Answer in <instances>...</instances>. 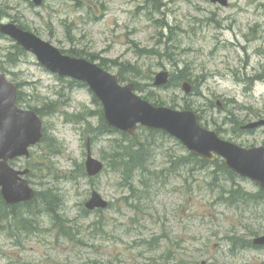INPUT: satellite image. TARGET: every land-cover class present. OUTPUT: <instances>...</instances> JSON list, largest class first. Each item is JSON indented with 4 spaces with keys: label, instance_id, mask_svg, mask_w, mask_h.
<instances>
[{
    "label": "rangeland",
    "instance_id": "374dc122",
    "mask_svg": "<svg viewBox=\"0 0 264 264\" xmlns=\"http://www.w3.org/2000/svg\"><path fill=\"white\" fill-rule=\"evenodd\" d=\"M77 4L46 0L35 7L28 0H0V18L64 51L107 60L112 73L126 77L125 84L139 86L138 95L197 111L202 126L219 130L226 140L247 148L264 145V129L240 130L264 117V0H230L228 8L208 0ZM15 46L0 38V73L7 71L21 85L28 104L59 103L43 118L47 136L57 141L55 152L47 142L34 149L29 164H16L29 166L35 189L56 194L60 219L46 207L33 206L39 212L17 207L12 228H0V264H264V248L245 250L231 242L235 235L244 241L264 236V198L256 185L217 173L221 164L203 168L169 136H149L144 160L136 154L122 162L129 143L119 135L91 134L100 112L88 89L70 88L32 55L20 58ZM8 58L20 60L11 66ZM162 71L171 77L167 87L154 85ZM184 82L193 87L189 95ZM88 140L93 156L105 163L93 179L85 172ZM129 162L142 164L134 170L141 177L133 186L120 165ZM162 170L166 180L156 185ZM238 188L256 202L219 201L223 190ZM93 191L110 203L108 210L85 211ZM68 227L71 236L65 234Z\"/></svg>",
    "mask_w": 264,
    "mask_h": 264
},
{
    "label": "water",
    "instance_id": "95a60500",
    "mask_svg": "<svg viewBox=\"0 0 264 264\" xmlns=\"http://www.w3.org/2000/svg\"><path fill=\"white\" fill-rule=\"evenodd\" d=\"M211 1L222 6L228 5V0ZM34 2L41 4V0ZM0 33L10 36L26 51L36 55L48 70L62 77L86 82L102 102L104 118L109 126L131 135H134L139 124L164 130L179 139L193 155L210 162L215 160V156L221 157L228 169L243 178H249L264 190V147L247 149L225 141L216 131L203 128L193 111L154 106L135 94L133 84L121 86L119 76H112L84 59L66 56L50 43L14 24L5 25L0 22ZM167 82V72L157 75V86ZM184 90L186 93L191 92L188 83L184 84ZM17 94V87L4 74H0V190L11 205L32 200L35 192L23 178L29 170L19 171L11 167L9 161L28 158L30 148L43 138L41 118L34 111L20 109L16 105ZM259 126H264V119L247 128ZM103 167V163L93 158L88 148L87 173L96 176ZM107 206L108 203L96 191L86 205L89 210L105 209ZM254 244L264 246V236L256 238Z\"/></svg>",
    "mask_w": 264,
    "mask_h": 264
},
{
    "label": "trees",
    "instance_id": "16d2710c",
    "mask_svg": "<svg viewBox=\"0 0 264 264\" xmlns=\"http://www.w3.org/2000/svg\"><path fill=\"white\" fill-rule=\"evenodd\" d=\"M15 48H16L19 56H21V55L25 56L26 55V53L21 48H19L18 46H15ZM67 53L72 55V56H76V57H84V58H87V59L91 58L90 60L98 59V57L95 56V55H88V54H85V53L83 54V53H80L78 51H73V50L68 51ZM8 61H9V63L11 62L14 66L17 64V59L15 60V59H12V58H8ZM102 61L103 62L101 63V66H103V67L105 66L106 67L108 64H106L104 60H102ZM120 75H121V73H120ZM121 77L123 79H125L124 75H121ZM18 101H19V103L27 104V102H25V98L23 99L22 93H20ZM157 103L160 104V102H157ZM28 106L31 107L30 105H28ZM31 109H34L41 117H44L45 115H47L48 112L55 110L54 109V105H51L48 108L45 107V106L41 107V108L32 106ZM100 119L102 121V127L99 129L100 131H98V130L97 131L100 132L101 135H108V134L116 133V131H114L113 129H110L108 126L105 125V123L103 121V118H102L101 112H100ZM142 131L143 132L141 134H143V135H141V138L144 140V142L142 141V139L140 140L138 135H136L135 137H132V138L127 136V135H122L123 136L122 137V142L125 143V144L126 143L130 144V149L127 150V151H130V152H125V153L122 152L121 153L122 162H125L127 160L132 159L136 154L137 155L143 154V156H141L140 160H144L145 159L144 155L148 152L147 151L148 148H147L146 144H148V145L151 144V141L149 140V136L150 137H154V135H156L157 133L153 132V131H150V130H142ZM160 135L163 136L162 134H160ZM45 141H46V135H45L44 142ZM52 142H54V141L52 140ZM49 146H52L51 142L49 143ZM194 159H196V158H194ZM196 160L202 165L203 168L208 165L204 160H201V159H196ZM120 165H122V168H123L122 171L123 172L125 171L124 175L127 178L126 180L132 179V177H133L132 174L134 173V170L142 168V164H139V163L135 164V163H130L129 162L128 164L127 163H123V164H120ZM114 167L121 169V166H119V165H116ZM220 168H218L217 172H219V173L226 172V170H225L223 165L220 166ZM229 173H231V172H229ZM224 191L225 190H223L220 193V197H219V201H221L223 203H227V204H230L232 206H235V205H238V203H240V202H246V203H251V202L255 203L256 202V199L254 197H249L248 194H246L242 189H235V190H231V191H227V192L226 191L224 192ZM262 194H263V196L261 198H264V193H262ZM42 195H44L45 200L48 201L46 203L48 206L50 204H52V203H57V196H56L55 193H53L52 190H49V191L45 192L44 194L42 193L41 196ZM52 211H53V214H54V218L56 220L59 219V216H58L55 208H52ZM18 215L19 214H16L14 209H11L10 207H8L3 202L2 198L0 197V223H1L2 219H7V221H9L10 223L14 224V221L18 220V218H19ZM16 216H18V217H16ZM72 229H73V227L69 228V230H67V231L65 230L66 236H71L70 231ZM251 235H257V233H255L253 231L251 233ZM236 236L237 235H235V238L231 239V242H235V241L241 242V248H246V249L247 248H252V242L251 241H244L243 238L242 239H238ZM177 264H180V262L177 263Z\"/></svg>",
    "mask_w": 264,
    "mask_h": 264
},
{
    "label": "bare ground",
    "instance_id": "6f19581e",
    "mask_svg": "<svg viewBox=\"0 0 264 264\" xmlns=\"http://www.w3.org/2000/svg\"><path fill=\"white\" fill-rule=\"evenodd\" d=\"M47 199V198H46Z\"/></svg>",
    "mask_w": 264,
    "mask_h": 264
}]
</instances>
